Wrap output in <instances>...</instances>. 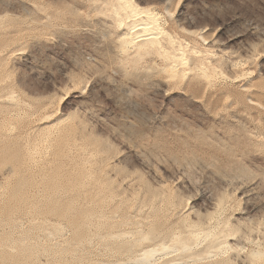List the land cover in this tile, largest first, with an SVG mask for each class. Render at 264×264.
I'll list each match as a JSON object with an SVG mask.
<instances>
[{
    "label": "rangeland",
    "instance_id": "1",
    "mask_svg": "<svg viewBox=\"0 0 264 264\" xmlns=\"http://www.w3.org/2000/svg\"><path fill=\"white\" fill-rule=\"evenodd\" d=\"M122 1L0 0V264H264V0Z\"/></svg>",
    "mask_w": 264,
    "mask_h": 264
},
{
    "label": "bare ground",
    "instance_id": "2",
    "mask_svg": "<svg viewBox=\"0 0 264 264\" xmlns=\"http://www.w3.org/2000/svg\"><path fill=\"white\" fill-rule=\"evenodd\" d=\"M120 1V0H118ZM123 2V1H122ZM121 2V4H123V8L125 13H126V19H130V21H125V22H131L132 23V27L129 29V33L125 34L122 39L124 38V40H122L123 42H126L125 44H134L135 46H137V48L139 49H143V48H157L159 45H160V42L158 41V35L161 34L159 31L160 29L159 28H153V27H150V25H153L156 21V15L149 12L148 10H144L142 7H139L138 5L135 4V2L133 0H129V1H124L123 3ZM120 3V2H119ZM120 5V4H119ZM121 8V7H120ZM117 13L119 14V11H122V10H116ZM116 13V14H117ZM145 15V16H144ZM146 17L147 20H143V18ZM120 19V18H118ZM122 19V18H121ZM120 19V21H121ZM123 21L122 20V23L123 24ZM147 21V22H145ZM124 22V23H125ZM139 22V24H138ZM128 24V23H127ZM142 26V28H139L137 29V27H140ZM130 27V25L128 26ZM155 30V31H154ZM120 40V39H119ZM127 45V46H128ZM133 45V46H134ZM126 46V45H125ZM134 46V47H135ZM136 48V49H137ZM127 50V49H126ZM152 50V49H151ZM155 51V49H154ZM179 54H177V56L175 55L172 59L173 60H179V61H183L184 60V54L180 55L181 57H178ZM206 232V231H205ZM208 233V232H207ZM212 233V232H210ZM202 235V234H201ZM212 235V234H211ZM214 235V234H213ZM212 235V237H213ZM216 235V234H215ZM214 235V236H215ZM181 236V235H180ZM192 236V235H191ZM217 236V235H216ZM223 236V235H222ZM203 237V236H202ZM178 239V238H177ZM180 239V238H179ZM203 238H201L202 240ZM195 240V239H194ZM197 240V239H196ZM204 240V239H203ZM202 240V241H203ZM213 240V239H212ZM173 241V240H172ZM207 241V240H206ZM193 242V241H192ZM197 243V242H196ZM198 244V243H197ZM166 245V244H165ZM170 245V244H169ZM178 246H181L184 250H187L189 248V241L188 240H179ZM173 247H175L176 249V246L174 245ZM172 247V248H173ZM191 247V246H190ZM221 247V246H220ZM170 247L168 248H163L164 251H169ZM179 250V248H178ZM177 250V251H178ZM181 252V250H179ZM192 251V250H191ZM160 251H156V250H152V251H147L144 253L142 260L143 261H146L148 262L149 259L153 258V256L156 254V253H159ZM170 252V251H169ZM173 252V251H172ZM175 252V251H174ZM183 252V251H182ZM186 253V252H184ZM164 254H168V253H165ZM205 256V255H204ZM198 257L200 258V256L198 255ZM202 258V257H201ZM205 258V257H204ZM203 258V259H204ZM210 259V258H209ZM142 260H140L142 263ZM205 260V259H204ZM195 261V260H194ZM139 262V261H137ZM223 264V263H221Z\"/></svg>",
    "mask_w": 264,
    "mask_h": 264
}]
</instances>
